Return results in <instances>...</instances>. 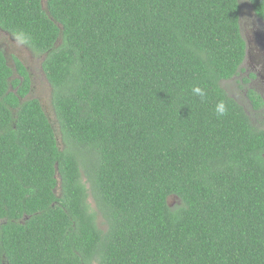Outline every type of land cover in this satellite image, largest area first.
Returning <instances> with one entry per match:
<instances>
[{"label": "trees", "instance_id": "1", "mask_svg": "<svg viewBox=\"0 0 264 264\" xmlns=\"http://www.w3.org/2000/svg\"><path fill=\"white\" fill-rule=\"evenodd\" d=\"M246 4L264 23V0ZM242 14L0 0L52 102L0 41V264H264V127L224 85L246 57Z\"/></svg>", "mask_w": 264, "mask_h": 264}, {"label": "rangeland", "instance_id": "2", "mask_svg": "<svg viewBox=\"0 0 264 264\" xmlns=\"http://www.w3.org/2000/svg\"><path fill=\"white\" fill-rule=\"evenodd\" d=\"M241 1L243 5V22L246 21L249 17V8L247 7L246 0ZM0 41H2L4 47H8L7 52L9 56H16L17 58H19L28 66L29 70L32 72L33 91L31 93V96L38 97L45 107L51 108V86L43 71V68L40 66L38 56H36L32 52V50L25 46V44H23L20 40L13 41L2 30L0 31ZM224 85L228 89L229 93L234 98L236 97V99L241 104H243L252 120L257 125L264 127V106L260 111H256L252 102L249 101V98H246L243 90L239 88V84L237 85V82H234V80L225 81Z\"/></svg>", "mask_w": 264, "mask_h": 264}, {"label": "flooded vegetation", "instance_id": "3", "mask_svg": "<svg viewBox=\"0 0 264 264\" xmlns=\"http://www.w3.org/2000/svg\"><path fill=\"white\" fill-rule=\"evenodd\" d=\"M249 8V17L243 21L241 16V32L246 41V57L239 74L228 81L234 80L243 90L246 98L252 102L248 93H257L262 97L264 106V23L258 18L252 8ZM251 16V17H250ZM1 31V28H0ZM13 41H17L12 34L2 30ZM8 50V47H7ZM6 55L8 52L6 51ZM244 88V89H243ZM236 98V97H235ZM253 104V102H252Z\"/></svg>", "mask_w": 264, "mask_h": 264}, {"label": "clouds", "instance_id": "4", "mask_svg": "<svg viewBox=\"0 0 264 264\" xmlns=\"http://www.w3.org/2000/svg\"><path fill=\"white\" fill-rule=\"evenodd\" d=\"M193 91H194V93H196L198 95H201V96L204 95V93L202 92V90L199 87L193 89ZM216 112H217V115H224L225 114V107H224L223 103L217 105Z\"/></svg>", "mask_w": 264, "mask_h": 264}]
</instances>
